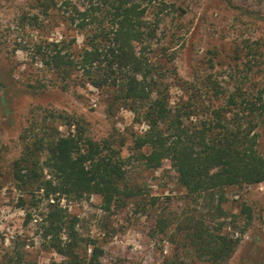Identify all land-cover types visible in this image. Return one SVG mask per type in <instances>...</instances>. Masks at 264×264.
Here are the masks:
<instances>
[{"label":"trees","instance_id":"16d2710c","mask_svg":"<svg viewBox=\"0 0 264 264\" xmlns=\"http://www.w3.org/2000/svg\"><path fill=\"white\" fill-rule=\"evenodd\" d=\"M26 1L31 10L19 18L23 28L44 31L58 23L83 38L80 49L76 36L33 42V58L63 91L89 85L107 93L110 108L133 113L146 126L133 137L136 158L147 170L169 161L186 195L205 201L202 210L179 216L151 200L157 232L168 233L174 224L171 238L179 239L177 252L164 264H190L187 258L228 264L239 242L223 232L224 222L215 221L226 216L222 205L228 188L264 183V155L258 150L264 90L256 97L240 87L228 91L217 78L200 73L187 80L157 58L161 24L181 11L176 0ZM173 89L180 93L177 101ZM61 118L68 135L30 121L21 136L22 152L10 167L21 193L18 207L43 246L63 258L53 264H101L103 248L82 235L80 218L63 200L97 195L110 212L138 194L128 186L125 162L110 141L89 137L82 118ZM2 177L0 169V188ZM248 211L243 206L242 213Z\"/></svg>","mask_w":264,"mask_h":264},{"label":"rangeland","instance_id":"374dc122","mask_svg":"<svg viewBox=\"0 0 264 264\" xmlns=\"http://www.w3.org/2000/svg\"><path fill=\"white\" fill-rule=\"evenodd\" d=\"M176 3L181 11L170 14L158 32L157 58L187 80L200 73L217 78L228 91L240 87L256 97L264 90V0ZM30 10L26 0H0V264H53L63 259L43 246L33 224L25 225V213L18 207L21 193L14 188L10 167L22 152L21 136L30 121L68 135L61 118L66 115L82 118L92 139L112 143L125 162L128 186L138 194L110 212L102 209L97 195L63 200L80 218L82 235L97 239L103 248L101 264H164L177 252L179 239L172 241L174 224L168 233L157 232L151 200L157 198L158 207L179 216L202 210L205 201L186 195L169 161L158 170H147L136 158L133 137L143 134L146 126L133 113L110 108L107 93L92 86L69 91L59 87L56 77L31 55L32 43L76 36L80 49L83 38L58 23L44 31L23 28L19 18ZM172 96L177 101L179 91L173 89ZM258 134V150L264 155V125ZM222 207L226 216L215 223L224 222L223 232L239 242L228 264H264V183L228 188Z\"/></svg>","mask_w":264,"mask_h":264}]
</instances>
